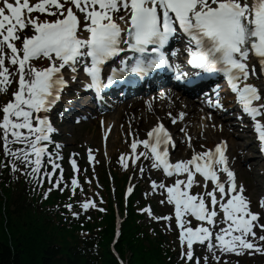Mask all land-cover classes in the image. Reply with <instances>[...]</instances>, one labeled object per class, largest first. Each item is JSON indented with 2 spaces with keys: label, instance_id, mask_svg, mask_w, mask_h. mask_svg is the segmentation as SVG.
<instances>
[{
  "label": "snow or ice",
  "instance_id": "obj_1",
  "mask_svg": "<svg viewBox=\"0 0 264 264\" xmlns=\"http://www.w3.org/2000/svg\"><path fill=\"white\" fill-rule=\"evenodd\" d=\"M180 38L186 41L184 51L187 64L196 70L194 76L222 74L264 145V121L258 119L264 117V91L249 82L251 76L264 74V0H0V94L8 96L15 83L10 98L0 103V142L5 157L11 158L0 166L10 165L15 174L23 164L24 174L37 183L55 173L60 167L55 160L62 158L61 145L53 140L58 130L49 112L81 72L83 87L97 94L129 73L145 77L157 69L171 70L176 80L192 83L189 73L179 63L173 65L165 51L172 40ZM179 52L176 48L171 54ZM116 59L119 66L111 67L108 62ZM216 88V99L209 103L222 108L219 85ZM183 115L173 117L172 122ZM187 139L191 143V136ZM52 144L55 153L49 151ZM138 144L146 151L137 159L150 155L152 166L162 167L167 176L185 174L184 180L177 178L172 184L152 182L154 188L166 189L168 202L174 204L181 244L187 246L182 257L193 259L196 242H207L209 249L224 253L264 252V244L255 242L264 241V235L257 236L253 230L259 213L251 211L244 186L237 184L228 165L226 141L173 163L169 146L175 142L161 122L146 139H134L132 149ZM45 157L52 172L43 169ZM198 173L204 177V191L192 194L193 184L199 183L195 180ZM222 173L226 179H221ZM209 181L213 182L211 190ZM71 183L74 192L78 180ZM54 186L59 188L60 181ZM261 203L264 206V199ZM92 205L90 200L82 203L84 209ZM218 209L223 213L219 219ZM186 215L195 216L199 226L192 227ZM218 224L225 226L216 231ZM259 227L264 230V225Z\"/></svg>",
  "mask_w": 264,
  "mask_h": 264
},
{
  "label": "trees",
  "instance_id": "obj_2",
  "mask_svg": "<svg viewBox=\"0 0 264 264\" xmlns=\"http://www.w3.org/2000/svg\"><path fill=\"white\" fill-rule=\"evenodd\" d=\"M113 217H108L109 224L105 233L103 254L101 260L89 257L68 242L60 248L55 241V234L36 224V219L24 222L20 215L9 222L8 228L2 231L4 241H0V264H119L109 250L108 242L113 229ZM26 224V225H25ZM131 223H127L118 248L123 256L131 253L129 264H164L162 253L158 246L151 252H146L136 241ZM132 225V224H131Z\"/></svg>",
  "mask_w": 264,
  "mask_h": 264
},
{
  "label": "rangeland",
  "instance_id": "obj_3",
  "mask_svg": "<svg viewBox=\"0 0 264 264\" xmlns=\"http://www.w3.org/2000/svg\"><path fill=\"white\" fill-rule=\"evenodd\" d=\"M92 126H95L97 131H98V127L96 124L90 125V123H85L83 126H79V127H73L71 125V123L65 124V135H64V137H66V139L70 140V145H72L74 147V149L80 151L83 154V156L85 155L86 140L89 141L87 139V137L85 136V134H86L85 130L87 128H92ZM89 142L93 145H94V142L97 144H100L99 143V136L93 138V140L89 141ZM98 158L99 159L101 158L99 154H98ZM242 170H243V172H245V173H243V177L248 176L247 169L243 168ZM149 190H151L154 193V196H155V199L157 200V204H158V208H159V209L153 210V211L150 210L153 212V214L161 215V214H164V213L172 210L171 203L168 202L167 198L160 197V199L162 200V201H160V199L156 198L155 191L151 188H149ZM147 216H149V215H147Z\"/></svg>",
  "mask_w": 264,
  "mask_h": 264
},
{
  "label": "bare ground",
  "instance_id": "obj_4",
  "mask_svg": "<svg viewBox=\"0 0 264 264\" xmlns=\"http://www.w3.org/2000/svg\"><path fill=\"white\" fill-rule=\"evenodd\" d=\"M140 107L142 108L143 106H142V104H140ZM195 110H198L199 111V109L198 108H195ZM138 118H140V120H145V117L144 116H140V117H138ZM137 118V119H138ZM201 118H202V120H204L206 117L205 116H203V115H201ZM210 140H212V139H210Z\"/></svg>",
  "mask_w": 264,
  "mask_h": 264
}]
</instances>
